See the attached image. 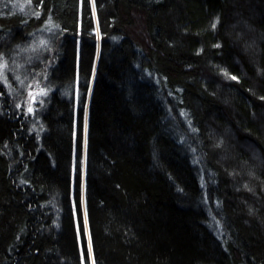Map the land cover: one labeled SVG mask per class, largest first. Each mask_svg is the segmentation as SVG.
Segmentation results:
<instances>
[{
    "label": "trees",
    "instance_id": "1",
    "mask_svg": "<svg viewBox=\"0 0 264 264\" xmlns=\"http://www.w3.org/2000/svg\"><path fill=\"white\" fill-rule=\"evenodd\" d=\"M21 3L0 54L50 53L0 82V264H89L86 233L93 264H264V0Z\"/></svg>",
    "mask_w": 264,
    "mask_h": 264
},
{
    "label": "rangeland",
    "instance_id": "2",
    "mask_svg": "<svg viewBox=\"0 0 264 264\" xmlns=\"http://www.w3.org/2000/svg\"><path fill=\"white\" fill-rule=\"evenodd\" d=\"M21 1L13 0V4L14 5L19 4V3L22 4ZM95 32H97V28H95ZM44 42L46 44L41 43V45L40 44L38 45V52H39L38 54L34 53V51H32V49L29 48L30 51L27 53V55L31 54V57H29L26 60L17 59V57L19 58L21 54L19 53L20 51L16 50V48L12 49L14 50V52L9 51L3 55L0 54V82L4 86L5 90H7V92L11 86V81H9L8 79L9 74L11 76L10 78L13 77L15 79V76L19 77L15 73V70L18 71L22 68L23 70L29 68V71L31 73L32 70L30 69V67L33 65V59L35 57L42 58V56L45 53L47 54L49 52V49H50V46H48L49 43L47 41H44ZM28 77L31 78L29 74H28ZM41 77H38V79H33V78L28 79L27 78V80L25 79L24 81H18L15 94H13L12 96L16 98L14 108L19 112V114L23 112V109H21L22 105L26 107L25 110H27L29 113L33 112V110L36 107V104L40 103L42 98L45 96V86L43 84V81H41L42 80ZM29 109H31V111H29ZM26 117L30 118L29 115ZM86 237H87V251H88V256H89V264H93L91 248H90V243H89V238H88L87 233H86Z\"/></svg>",
    "mask_w": 264,
    "mask_h": 264
},
{
    "label": "snow or ice",
    "instance_id": "3",
    "mask_svg": "<svg viewBox=\"0 0 264 264\" xmlns=\"http://www.w3.org/2000/svg\"><path fill=\"white\" fill-rule=\"evenodd\" d=\"M212 27H213V28H215V27H216V25H215V24H213V25H212ZM232 79H236V77H232ZM29 111H31V109H29Z\"/></svg>",
    "mask_w": 264,
    "mask_h": 264
}]
</instances>
